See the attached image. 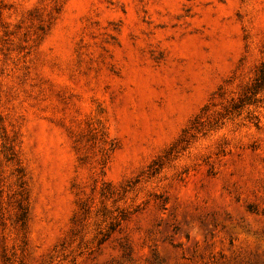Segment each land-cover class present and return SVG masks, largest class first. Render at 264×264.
<instances>
[{"label":"rangeland","instance_id":"rangeland-1","mask_svg":"<svg viewBox=\"0 0 264 264\" xmlns=\"http://www.w3.org/2000/svg\"><path fill=\"white\" fill-rule=\"evenodd\" d=\"M0 264H264V0H0Z\"/></svg>","mask_w":264,"mask_h":264}]
</instances>
